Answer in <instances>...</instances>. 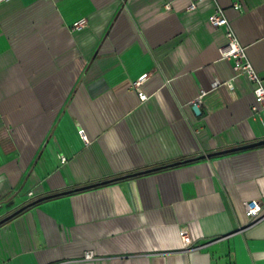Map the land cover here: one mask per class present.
<instances>
[{"label": "crops", "instance_id": "0c3cea01", "mask_svg": "<svg viewBox=\"0 0 264 264\" xmlns=\"http://www.w3.org/2000/svg\"><path fill=\"white\" fill-rule=\"evenodd\" d=\"M189 2H0V218L264 139L251 82L220 56L213 1ZM218 2L264 76V0ZM0 264H264V144L38 202L0 224Z\"/></svg>", "mask_w": 264, "mask_h": 264}, {"label": "built area", "instance_id": "2783aa9c", "mask_svg": "<svg viewBox=\"0 0 264 264\" xmlns=\"http://www.w3.org/2000/svg\"><path fill=\"white\" fill-rule=\"evenodd\" d=\"M7 1V0H0ZM204 0H190L187 10H194L197 8V4ZM214 3V11L209 16V22L213 27H221L224 30V35L226 38V43L219 49L220 56L222 58L228 59L232 62V69L236 75H243L246 77L252 84L253 93L257 99L258 106H252L253 115H258L260 109L264 108V76L260 75L258 71L252 65L247 53L245 46L240 42L236 32L234 31L229 19L225 14L224 8L219 4L218 0H212ZM168 6V5H166ZM233 8L239 9L241 7L239 2L233 3ZM86 23L84 18H81L75 21L71 29L78 30L82 28ZM146 79V75L142 76L132 82V86L137 90L139 98L141 100L146 99V94L141 90V85ZM225 84L229 88H233L231 81H226ZM218 86V83L213 86L215 88ZM209 90L204 88L199 89L198 95L194 101L195 105H198L202 102L203 97L208 93ZM79 136L85 142H88L87 135L84 129L80 128L78 130ZM66 160L65 156H60V161L64 162ZM243 207L245 214L248 218L255 217L261 210L262 205L257 199H249L243 202ZM179 235L182 241V244L186 247L192 242V237L189 231L185 227L179 229ZM85 259H95L96 256L93 252L88 251L84 254Z\"/></svg>", "mask_w": 264, "mask_h": 264}, {"label": "water", "instance_id": "95a60500", "mask_svg": "<svg viewBox=\"0 0 264 264\" xmlns=\"http://www.w3.org/2000/svg\"><path fill=\"white\" fill-rule=\"evenodd\" d=\"M193 110L197 114L200 112V109H199V107L197 105L193 106ZM261 144H264V139L256 141V142L248 143V144H245V145L231 147V148L224 149V150L217 151V152L203 154V155H200L198 157L189 158V159H185V160H182V161H176V162H173V163H170V164H167V165H162V166H158V167H154V168H150V169H145V170L138 171V172H135V173H131V174H128V175H125V176H133V175H137V174H142V173L158 170V169H161V168H164V167H167V166H174V165H177V164H180V163L189 162V161H192L194 159L211 157V156L222 154V153H228V152H232V151H236V150H241V149L255 147V146H258V145H261ZM125 176L116 177V178L105 180V181H101V182H98V183L84 185V186H81V187H78V188H75V189H70V190H66V191L56 192V193H52V194H48V195L39 197L37 199H34V200L22 205L21 207H19L15 211H13V212L5 215L4 217L0 218V224H2L3 222L7 221L10 218H12L13 216L17 215L18 213H20L24 209H26V208H28V207H30V206L38 203V202H41V201H43L45 199L52 198V197L59 196V195H63V194H67V193H70V192L76 191V190H82V189H87V188H90V187H94V186H97L99 184H104V183H107V182L112 181V180L124 178Z\"/></svg>", "mask_w": 264, "mask_h": 264}, {"label": "trees", "instance_id": "16d2710c", "mask_svg": "<svg viewBox=\"0 0 264 264\" xmlns=\"http://www.w3.org/2000/svg\"><path fill=\"white\" fill-rule=\"evenodd\" d=\"M125 177H129V176H125ZM125 177H124V178H125ZM116 180H117V179H116ZM112 181H114V180H112ZM109 182H111V181H109ZM34 205H35V204H34ZM32 206H33V205H32Z\"/></svg>", "mask_w": 264, "mask_h": 264}]
</instances>
